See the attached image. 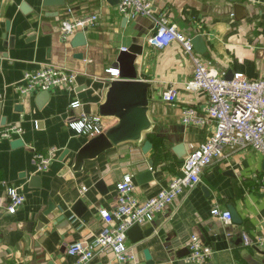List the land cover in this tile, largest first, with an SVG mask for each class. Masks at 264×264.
Wrapping results in <instances>:
<instances>
[{
  "label": "crops",
  "instance_id": "obj_1",
  "mask_svg": "<svg viewBox=\"0 0 264 264\" xmlns=\"http://www.w3.org/2000/svg\"><path fill=\"white\" fill-rule=\"evenodd\" d=\"M64 1L61 6H43L42 0H0V126L17 124L22 129L19 135L0 139V181L18 186L24 195L15 213L0 216V264L72 263L75 257L67 254V246L98 234L103 224L99 209H114L116 183L125 173L133 175L134 195L143 202L180 173L184 157L214 128L206 117L202 125L181 120L185 106L202 114L207 96L202 90L187 88L193 64L178 42L164 47L150 44L152 21L144 16L125 19L118 3ZM151 1L155 13L176 24L185 36L192 40L201 35L205 50L199 52L193 46L194 51L223 78L227 74L231 78L264 75L263 4L245 0ZM68 8L75 18L98 15L97 23L85 31L83 46L71 47V37L60 39V23ZM132 43L141 46V53L132 60L135 77L150 84L148 114L153 128L143 137L152 146L143 153L140 145L124 142L83 160L76 169V153L88 137L77 134L67 122L84 114V106L103 100L110 81L105 70L116 67L119 53ZM76 52H82L83 58L75 57ZM47 64L77 71L73 84L53 88L44 100L42 91L20 95L16 86L23 73ZM168 88L176 91L172 103L161 97ZM72 101H78V106L71 108ZM103 118L105 127L114 123V119ZM18 140L21 143L14 144ZM178 144L183 150L175 153ZM51 147L56 148L55 158L45 171H36L33 151ZM223 154L204 169L197 185L157 212L151 222L141 224L146 230L154 225L148 237L138 243L127 237L137 264H145V248L155 264H264V244L245 246L241 238L243 232L264 234V185L256 178L264 172V154L251 148H225ZM149 160L153 178L138 183L135 175L149 167ZM82 186L87 188L83 194ZM79 198L85 207L81 217L69 209ZM7 200L0 184V208ZM215 205L221 210L232 205L242 222L221 223L210 213ZM63 214L68 221L65 225L60 222ZM192 234L212 248L208 260L194 262L185 258L187 254L176 255L187 248ZM98 263L117 264L109 247L95 252L90 264Z\"/></svg>",
  "mask_w": 264,
  "mask_h": 264
},
{
  "label": "built area",
  "instance_id": "obj_2",
  "mask_svg": "<svg viewBox=\"0 0 264 264\" xmlns=\"http://www.w3.org/2000/svg\"><path fill=\"white\" fill-rule=\"evenodd\" d=\"M118 10L126 18L136 16L148 17L153 23V30L149 37L150 44L156 47L167 46L172 41L178 42L193 64L192 77L186 82L191 90H202L207 101L202 114L190 106L181 108V120L184 124L202 125L205 117L214 123L213 131L198 147L192 149L183 159L180 173L171 178L169 183L156 194L143 202L134 195L135 183L131 173H125L116 183V206L109 210L99 209L103 224L98 232L90 239H80L67 246V254L74 256L75 261L70 264H90L95 252L109 247L112 250L117 264H137L133 250L126 244L127 230L133 224L151 222L157 212L164 210L184 191L192 189L201 180L204 169L214 161L220 159L225 148L231 150L251 148L264 154V75L249 78L245 75H235L225 79L217 71L206 66L200 55L193 49L192 40L185 36L174 23L157 15L151 0H118ZM250 3H261L264 0H245ZM72 9L60 23V39L68 41L76 32L82 31L97 23L98 15L91 14L75 18L71 15ZM126 48L124 47L123 50ZM1 55V51H0ZM110 80L119 76L117 67H108L105 70ZM77 71L62 65L47 64L35 71H25L21 84L16 90L22 96L33 91L52 90L55 87H70L75 81ZM163 101L172 103L176 100V91L168 88L161 95ZM2 94L0 93V101ZM78 106V101L70 103L71 108ZM77 134L90 137L101 133L105 126V119L99 115L80 114L70 118L67 122ZM22 129L17 124L0 126V139L10 138L13 134H21ZM56 148L46 151H33L32 162L35 170L45 171L55 158ZM264 185V172L256 177ZM4 186L7 202L0 208L3 212L15 213L23 204L24 195L18 186ZM82 186L81 194L86 191ZM211 215L217 217L221 223L231 222L228 210H221L214 206ZM245 246L254 247L264 244L263 235H241ZM188 261L203 262L210 258L212 248L204 244L197 234H192L188 243Z\"/></svg>",
  "mask_w": 264,
  "mask_h": 264
},
{
  "label": "water",
  "instance_id": "obj_3",
  "mask_svg": "<svg viewBox=\"0 0 264 264\" xmlns=\"http://www.w3.org/2000/svg\"><path fill=\"white\" fill-rule=\"evenodd\" d=\"M111 3H118V0H109ZM64 0H42V5H64ZM24 9L25 4L22 5ZM23 9V10H24ZM125 19H127L125 17ZM76 32L70 39L71 47H79L86 44L85 31ZM12 39L9 38V44ZM192 44L195 50L203 52L205 50V43L201 35H197L192 39ZM141 53V46L132 43L126 50L119 53L117 57L116 67L119 69V76L109 81V85L105 91L104 98L97 105L84 106V114L99 115L105 118L114 119V123L108 125L104 130L99 133L88 137L87 141L78 149L76 153V169L81 166L83 160L94 158L101 152L119 145L124 142H132L140 145L141 151L147 153L152 144L148 139H144V134L149 132L153 128V123L149 117V83L142 79L135 77V72L132 69V60L135 54ZM75 57L83 58L82 52H76ZM227 79H231V75L225 76ZM50 90L42 91L40 96L42 100L48 98ZM20 108V107H19ZM91 108V109H90ZM21 141H15L14 144H20ZM183 150V145L178 144L173 148L175 153ZM152 161H148V168L145 171L139 172L135 175V179L138 183H143L152 180L151 168ZM262 168L264 169V159L262 162ZM37 181V177L35 178ZM98 184L103 186L102 180L98 181ZM83 200L79 198L69 209L77 217H81L83 208ZM49 208L53 205L49 204ZM51 208V209H52ZM50 209V210H51ZM49 210V211H50ZM228 211L231 216V222L240 224L242 222L238 213L232 205L228 206ZM60 222H64V225L68 223L67 217L63 214L60 217ZM154 225L149 230L142 229L141 224H133L127 230V237L132 243H138L140 240L148 237L153 232ZM171 251V248H167ZM188 253V249H182L176 251V255L181 257ZM145 264H155V261L151 258L150 252L147 248L144 249ZM47 264H54L52 261H48ZM99 264V263H98Z\"/></svg>",
  "mask_w": 264,
  "mask_h": 264
}]
</instances>
